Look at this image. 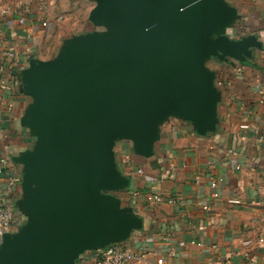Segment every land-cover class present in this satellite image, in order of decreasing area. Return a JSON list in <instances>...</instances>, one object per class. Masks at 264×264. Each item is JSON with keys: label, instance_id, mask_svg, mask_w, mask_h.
I'll return each mask as SVG.
<instances>
[{"label": "water", "instance_id": "95a60500", "mask_svg": "<svg viewBox=\"0 0 264 264\" xmlns=\"http://www.w3.org/2000/svg\"><path fill=\"white\" fill-rule=\"evenodd\" d=\"M91 20L111 33H79L52 62L24 75L36 85L39 141L25 160L28 212L44 211L0 239V264H74L86 249L122 242L139 221L113 193L128 186L115 161L116 140L150 155L158 124L176 116L208 127L218 98L207 55L243 60L254 37L225 34L218 0H94ZM225 19V20H223Z\"/></svg>", "mask_w": 264, "mask_h": 264}, {"label": "crops", "instance_id": "0c3cea01", "mask_svg": "<svg viewBox=\"0 0 264 264\" xmlns=\"http://www.w3.org/2000/svg\"><path fill=\"white\" fill-rule=\"evenodd\" d=\"M70 1L79 0H0V38L15 48L4 54L0 47V157L9 158L0 173V199L14 208L15 231L46 217L26 208L32 187L25 160L42 155L47 143L39 141L36 85L24 71L32 61L58 58L66 39L54 49L64 36L95 28L94 0L88 14L92 27L73 32L74 26L64 27L67 15L54 8ZM218 1L230 14L225 34L234 40L254 37L255 45L243 60L204 56L219 93L208 127L201 132L192 120L170 116L158 124L149 156L137 153L131 139L113 146L117 167L129 182L113 193L139 221L121 243L143 257L128 264H264V103L258 94L264 89V0ZM243 124L249 127L242 129ZM152 193L163 199L149 201ZM94 251L80 252L74 264H93Z\"/></svg>", "mask_w": 264, "mask_h": 264}, {"label": "built area", "instance_id": "2783aa9c", "mask_svg": "<svg viewBox=\"0 0 264 264\" xmlns=\"http://www.w3.org/2000/svg\"><path fill=\"white\" fill-rule=\"evenodd\" d=\"M251 1H257V0H251ZM20 23H24V19H20ZM43 26H48V22L44 21ZM0 47L5 48L4 54H8L9 52H14L15 48L12 45H7L4 43L2 38H0ZM258 94L260 95V103H264V89H258ZM249 126L247 124L241 125L242 129H246ZM9 164V158L7 156H1L0 157V173H2L5 170V167ZM237 170L241 169V166L238 164L236 166ZM139 172H142V170H139ZM16 180V178H12L10 180V183L13 184V182ZM212 186L216 187L217 182L212 181ZM132 194H136L135 191L132 192ZM147 199L152 202H159L163 198L160 194L152 193L148 194ZM173 199H170L172 201ZM230 203L238 204L240 203L239 199H230ZM14 219H15V211L14 208L11 205H5L3 204L2 200L0 199V239L3 236L4 233L7 232H15V225H14ZM143 257L141 253L134 252L130 247L123 245L121 242L119 243H113L108 245L105 249L101 250H95L92 259L93 264H128L129 262L133 260H139Z\"/></svg>", "mask_w": 264, "mask_h": 264}, {"label": "rangeland", "instance_id": "374dc122", "mask_svg": "<svg viewBox=\"0 0 264 264\" xmlns=\"http://www.w3.org/2000/svg\"><path fill=\"white\" fill-rule=\"evenodd\" d=\"M94 6H95V3L90 0H79L78 2L74 4L71 3L70 1L65 6L57 5L54 8V11L61 12L62 10L64 15H67V18L64 17V20H65L64 27L68 25L74 26V28L71 29L72 31H70V32H73V31H77L78 29L86 28L87 26L92 27V25L89 23L88 14ZM76 22H78V25L76 24ZM75 28H78V29L75 30ZM93 31L92 32L96 36H101L102 34H105V33H108V34L111 33L105 25H95V28ZM64 37L58 41L57 47H55L56 49H54L55 52H57V50L62 45L63 39H67ZM52 50L53 49H50L49 54H48L49 56H52L53 54H55L54 51Z\"/></svg>", "mask_w": 264, "mask_h": 264}]
</instances>
